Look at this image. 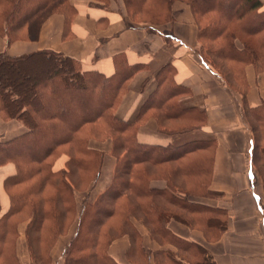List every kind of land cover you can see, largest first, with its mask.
I'll use <instances>...</instances> for the list:
<instances>
[{
    "label": "trees",
    "instance_id": "1",
    "mask_svg": "<svg viewBox=\"0 0 264 264\" xmlns=\"http://www.w3.org/2000/svg\"><path fill=\"white\" fill-rule=\"evenodd\" d=\"M122 1L128 23L152 30L173 26L176 4L186 5L203 60L233 90L243 91L248 66L264 73L263 0ZM77 13L72 0H0V39L7 46L36 41L56 15L64 18L66 32ZM113 63L108 76L85 71L78 60L52 49L17 57L0 51V118L27 129L0 140V167H14L3 181L8 206L0 208V264H23L21 233L28 264H120L112 247L123 237L129 264H216L204 245L171 228L173 222L182 224L208 241L228 229L229 212L202 201L211 196V175L204 193L199 191L211 171L202 157L210 143L138 139L149 119L174 138L201 128L206 113L181 107L190 91L176 81L169 63L158 71L156 89L135 119L120 118L133 78L148 67L130 64L125 53L116 54ZM251 110L259 122L262 109ZM93 141L110 143L109 152L93 147ZM107 154L115 159L113 177L94 197ZM73 225L74 236L55 262L54 245Z\"/></svg>",
    "mask_w": 264,
    "mask_h": 264
},
{
    "label": "crops",
    "instance_id": "2",
    "mask_svg": "<svg viewBox=\"0 0 264 264\" xmlns=\"http://www.w3.org/2000/svg\"><path fill=\"white\" fill-rule=\"evenodd\" d=\"M72 4L78 13L68 31H64L62 16H52L44 24L38 40L18 41L7 46L6 40L0 39V51L17 57L52 49L78 60L85 71L97 70L108 76L114 72L113 57L125 53L130 64L148 67L135 75L130 93L117 112L120 118L129 121L135 119L142 104L156 89L158 71L166 64H173L176 81L190 91L181 98V107L204 111L206 122L193 132L172 138L159 132L156 121L149 119L140 128L138 139L142 143L162 145L196 140L210 143L207 150L214 149L209 186L211 196L202 201L227 210L229 222L228 229L217 241H208L202 232L176 222L171 223V228L177 234L204 245L216 264H264V166L258 171L255 164L257 154L259 162L264 164V73L248 66L242 92L226 86L203 60L198 28L190 9L182 3L175 6L173 44L166 37L165 28L152 30L128 23L123 4L118 0H110L108 5L91 0H72ZM100 20L104 21L98 23ZM258 107L262 109L259 122L256 116L248 114ZM26 131L20 122L0 118L1 141L18 137ZM92 146L107 152L110 150L108 142L93 141ZM107 157H110L109 164L115 166V159L107 154L103 171ZM13 172L12 165L0 167L1 211L8 206L3 181ZM99 183L94 190L97 195L109 187L98 192ZM118 243L120 253L114 251ZM115 244L112 247L114 258L120 264H129L125 257L127 240Z\"/></svg>",
    "mask_w": 264,
    "mask_h": 264
},
{
    "label": "rangeland",
    "instance_id": "3",
    "mask_svg": "<svg viewBox=\"0 0 264 264\" xmlns=\"http://www.w3.org/2000/svg\"><path fill=\"white\" fill-rule=\"evenodd\" d=\"M120 1V3L123 4V8L125 9V6H124V3L122 0H118ZM126 11V10H125ZM164 28L166 29V34H168L169 36V39L171 40L172 44L175 42V39L173 37V33H172V26L170 24H166L164 25ZM213 148V147H212ZM208 149L206 152L202 153V157L204 159V166H209L211 171L213 169V151L214 149ZM257 161L255 162L256 164V169L259 171L261 169V167L264 166L263 162L260 163L259 160H258V154H257ZM110 157H107V160L109 159ZM263 169V168H262ZM211 171H209L207 173V175H204L203 176V181H205V185H203L202 183V186L199 187V191H200V194H203L204 193V189H206V184L207 182H209V176L211 175ZM113 172H114V163H111L109 164V160L107 161V164L104 168V171L102 172V176H101V179L99 180V186L97 188V191L101 192L102 190L106 189L107 186H109V184L111 183V180H112V177H113ZM102 188V190H101ZM94 197L97 195V192L93 193ZM218 196V195H217ZM216 199H219V197H215ZM75 230H76V226L73 225L71 231L69 233H67V235H64L62 237H59L58 239V242L54 245V248H53V251H52V255H53V260L55 262H58L59 259L61 258L62 256V253H63V250L66 248L67 244L69 243L70 239L74 236V233H75ZM222 237V235L220 236V238ZM219 238V239H220ZM127 240V237H123L119 240H117L116 242H119V241H122V240ZM21 241L24 242V244L22 243V246L21 248L20 245H21ZM114 242V244L116 243ZM117 245L116 248H114V251H117L118 253H120V244H115ZM113 250V249H112ZM18 251H19V256L22 260V263L23 264H28L29 263V254H28V251L26 249V239H25V236L23 233H21V235L19 236V239H18Z\"/></svg>",
    "mask_w": 264,
    "mask_h": 264
}]
</instances>
